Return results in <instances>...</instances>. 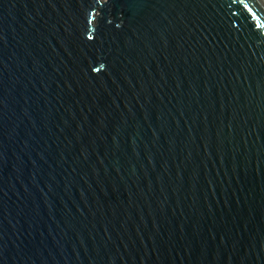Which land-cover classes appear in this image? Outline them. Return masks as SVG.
Listing matches in <instances>:
<instances>
[{
    "label": "water",
    "instance_id": "water-1",
    "mask_svg": "<svg viewBox=\"0 0 264 264\" xmlns=\"http://www.w3.org/2000/svg\"><path fill=\"white\" fill-rule=\"evenodd\" d=\"M0 264H264V0H0Z\"/></svg>",
    "mask_w": 264,
    "mask_h": 264
}]
</instances>
